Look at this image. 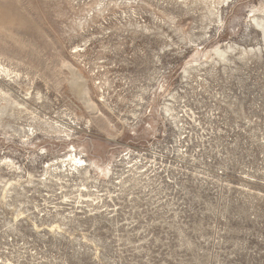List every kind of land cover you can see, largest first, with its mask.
I'll return each mask as SVG.
<instances>
[{"label": "rangeland", "instance_id": "rangeland-1", "mask_svg": "<svg viewBox=\"0 0 264 264\" xmlns=\"http://www.w3.org/2000/svg\"><path fill=\"white\" fill-rule=\"evenodd\" d=\"M0 264H264V0H0Z\"/></svg>", "mask_w": 264, "mask_h": 264}, {"label": "bare ground", "instance_id": "bare-ground-1", "mask_svg": "<svg viewBox=\"0 0 264 264\" xmlns=\"http://www.w3.org/2000/svg\"><path fill=\"white\" fill-rule=\"evenodd\" d=\"M84 87V86H83ZM87 102H88V100H87ZM55 124V123H54ZM59 130V129H58ZM71 152V151H70ZM74 154V153H73ZM65 160H62V162H64ZM66 161L67 162H73V165H71V167H72V169H73V171H76V172H78L79 171V169H86V163H85V160H83L82 158H78L77 157V154H74V156L72 157V156H70V154H69V156H68V158L66 159ZM70 167V166H69ZM95 167V166H94ZM89 168V167H88ZM100 169V168H99ZM69 174H70V169H69ZM88 172V171H87ZM107 174L109 173V170H107V172H106Z\"/></svg>", "mask_w": 264, "mask_h": 264}]
</instances>
